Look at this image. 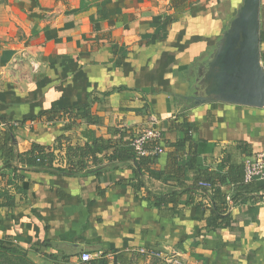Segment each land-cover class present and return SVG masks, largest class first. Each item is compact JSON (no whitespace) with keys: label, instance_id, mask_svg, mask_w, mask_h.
<instances>
[{"label":"crops","instance_id":"obj_1","mask_svg":"<svg viewBox=\"0 0 264 264\" xmlns=\"http://www.w3.org/2000/svg\"><path fill=\"white\" fill-rule=\"evenodd\" d=\"M101 1L13 5L10 24L26 38L0 50V112L17 124L42 107L91 97L98 122L64 129V116L38 117L17 127L19 152L37 142L56 159L48 170H22L13 179L18 189L7 184L13 173L2 167L0 150V190L15 197L13 207L0 209V237L36 264H264V180L244 181L245 158L264 148V106L194 96L196 70L214 54L244 0H186L179 10L172 0H109L106 18L98 16ZM259 18L264 67V0ZM153 117L164 150L149 155L155 160L140 176L128 160H104L97 171H58L67 166L66 145L86 141L83 131L129 141ZM184 119L197 150L194 167L184 166L187 150L175 154L168 146L183 135L174 125ZM62 134L67 140L56 148ZM205 178L213 182L206 194L197 185ZM213 188L226 196L230 217L216 228L207 224ZM170 190L183 193L163 202ZM86 251L95 256L82 262Z\"/></svg>","mask_w":264,"mask_h":264},{"label":"trees","instance_id":"obj_2","mask_svg":"<svg viewBox=\"0 0 264 264\" xmlns=\"http://www.w3.org/2000/svg\"><path fill=\"white\" fill-rule=\"evenodd\" d=\"M176 1V2H175ZM186 0H172V5L179 10V5L183 6ZM1 3H7V0H0ZM37 4V3H36ZM185 7V6H184ZM110 15L109 0H102L98 3V16L100 18H106ZM11 54V51H9ZM7 57L3 55L4 62ZM2 60V63H4ZM4 97L0 94V98ZM93 98L88 97L85 102H77L67 105L54 104L49 108H41L36 114H31L23 117L17 124L13 123L5 114L0 112V150L1 158L3 161V168L10 169L13 173L12 179L7 180V184L14 185L16 188L21 189L20 185L13 182V179H21L23 175L22 170H48L52 168L53 162L56 159L55 151L48 145H43L34 142L31 147L24 151L19 152L16 149V145L13 143V139L16 137V129L20 125H24L28 120H36L38 117L45 118L47 121L59 120L63 116L68 118L64 129L73 128L74 124L79 121H85L87 123H97L98 117L92 112ZM16 122V121H15ZM6 123L5 125H2ZM178 130H181L182 136L176 141L169 143V149L178 154L183 151L190 153V159L184 164L187 167H194L195 154L197 153L195 143L192 137L191 124L186 120H182L174 125ZM83 136L86 138L84 143H69L66 145V161L67 166L58 169L60 172L69 174H75L80 171L90 172L91 166L97 168L95 171L100 170L98 167L107 161L108 164L111 162L121 161H132L134 162L135 174L140 176L143 174L144 164L152 163L155 159L149 155H137L133 146L130 144L131 140L124 141L120 138L115 139H104L93 135L91 130L83 131ZM62 140H67L66 135H58L56 140V148H61ZM20 164V166H19ZM184 168V167H183ZM4 175H8L5 174ZM2 175V176H4ZM200 181H207L213 185V182L207 178L200 179L197 185L200 186L201 191L206 194L209 191L208 187L200 185ZM20 186V187H19ZM264 188V187H263ZM264 190V189H263ZM181 192H175L173 190L168 193H163V202H174L177 201L176 197L181 196ZM212 216L208 220V227H220L225 224H229L230 217L226 212V196L221 195L219 189H212ZM160 203V201L158 202ZM15 205V197L9 191L4 188L0 190V209L13 207ZM197 206H202V203H197ZM3 219H0V228L2 226ZM0 264H36L25 251H23L18 245H16L12 239L8 237H0ZM108 264V263H104Z\"/></svg>","mask_w":264,"mask_h":264},{"label":"water","instance_id":"obj_3","mask_svg":"<svg viewBox=\"0 0 264 264\" xmlns=\"http://www.w3.org/2000/svg\"><path fill=\"white\" fill-rule=\"evenodd\" d=\"M259 9L260 0H244L214 54L196 70L194 96L197 101L264 106Z\"/></svg>","mask_w":264,"mask_h":264},{"label":"built area","instance_id":"obj_4","mask_svg":"<svg viewBox=\"0 0 264 264\" xmlns=\"http://www.w3.org/2000/svg\"><path fill=\"white\" fill-rule=\"evenodd\" d=\"M150 125L148 127L143 128L135 137L131 139V145L133 146L137 155H156L158 153H162L164 147L158 143L160 139H162V131L155 127V123L157 120L153 117L150 120ZM3 123L2 125H5ZM16 124V123H15ZM263 179L264 180V148L260 149L256 153L249 155L244 160V181L251 182L255 179ZM200 185L204 187H211V183L207 181H200ZM261 198L264 201V190L261 192ZM231 201L230 198H227ZM141 251H148L145 248H141ZM150 252V251H149ZM152 255L160 256L161 252L159 251H151ZM100 252L96 255L99 256ZM94 254L90 252H82L80 255V260L82 262H89L94 258ZM109 264V263H108ZM118 264V263H112Z\"/></svg>","mask_w":264,"mask_h":264},{"label":"rangeland","instance_id":"obj_5","mask_svg":"<svg viewBox=\"0 0 264 264\" xmlns=\"http://www.w3.org/2000/svg\"><path fill=\"white\" fill-rule=\"evenodd\" d=\"M25 1V2H24ZM28 2L26 0H7V3H1L0 4V50L4 46H9L12 44L14 39H23L26 38V34L24 30V34H20V31L15 34V29L11 26V15L13 13V5H23V7H26ZM9 17V18H8ZM14 30V31H13ZM32 67V64L30 63L29 59L27 58L24 63V69L28 72Z\"/></svg>","mask_w":264,"mask_h":264}]
</instances>
